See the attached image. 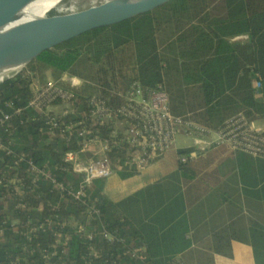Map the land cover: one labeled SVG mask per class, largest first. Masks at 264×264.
Returning a JSON list of instances; mask_svg holds the SVG:
<instances>
[{
	"label": "trees",
	"instance_id": "1",
	"mask_svg": "<svg viewBox=\"0 0 264 264\" xmlns=\"http://www.w3.org/2000/svg\"><path fill=\"white\" fill-rule=\"evenodd\" d=\"M245 33V42L229 40ZM33 61L59 78L68 73L81 79L75 90L81 109L69 118L84 116V102L93 95L113 107L122 104L138 80L161 84L174 115L218 129L242 113L261 120L264 132V0H169L61 42ZM25 68L0 84V111L12 114L0 130L11 151H0V264H216L217 255L232 254L234 243L248 246L256 264H264V158L224 145L195 155L171 148L144 170L169 161L168 170L180 180L174 193L146 181L113 197L106 192L109 176L94 179L73 198L60 186L76 188L81 176L65 152L78 151L87 138L74 136L68 144L39 111L13 113L36 89ZM128 154L126 148L109 153L112 175L125 181L143 171L124 164ZM181 155L192 158L183 162ZM227 157L235 159L236 170L224 182L220 167ZM38 169L55 180L37 176ZM224 183L228 191L217 193ZM215 202L223 205L220 213ZM44 253L54 255L45 259Z\"/></svg>",
	"mask_w": 264,
	"mask_h": 264
},
{
	"label": "built area",
	"instance_id": "2",
	"mask_svg": "<svg viewBox=\"0 0 264 264\" xmlns=\"http://www.w3.org/2000/svg\"><path fill=\"white\" fill-rule=\"evenodd\" d=\"M81 84L80 78L65 73L58 80L36 88L25 106L16 107L13 111L17 115L23 109L39 111L49 129L53 133L58 131L63 134L68 144L73 142L74 136L87 138L78 151L65 152V160L81 176V181L76 188L71 185L66 188L59 186L73 198H80L94 179H104L113 174L109 157L111 150L126 148L129 154L124 164L130 169L142 171L157 156L174 148L175 136L180 133L190 136L199 152L224 145L235 153L264 158V132L256 129L253 121L244 114L237 113L229 117L218 129L203 126L187 115H174L161 84L147 86L134 80L123 94V103L115 107L99 96H90L84 102V116L79 114L77 118H69L81 109L76 107L79 97L75 94ZM7 104L11 106L12 102ZM11 117V113L0 111V130ZM103 129L108 131L105 135ZM0 151L11 152L1 132ZM191 158V155L179 156L183 162ZM37 174L55 180L54 175L44 169H38ZM95 233L97 230L93 229L88 238L92 239ZM100 234L109 241L114 239L108 232L100 231ZM53 255L44 253V258L50 259ZM45 264L55 263L46 260ZM167 264L183 263L176 259Z\"/></svg>",
	"mask_w": 264,
	"mask_h": 264
},
{
	"label": "bare ground",
	"instance_id": "3",
	"mask_svg": "<svg viewBox=\"0 0 264 264\" xmlns=\"http://www.w3.org/2000/svg\"><path fill=\"white\" fill-rule=\"evenodd\" d=\"M155 1L158 0H35L13 42L12 53L19 51L24 61L55 36L67 37L90 25L117 20ZM1 48L9 49L4 40Z\"/></svg>",
	"mask_w": 264,
	"mask_h": 264
},
{
	"label": "rangeland",
	"instance_id": "4",
	"mask_svg": "<svg viewBox=\"0 0 264 264\" xmlns=\"http://www.w3.org/2000/svg\"><path fill=\"white\" fill-rule=\"evenodd\" d=\"M247 34V33H245ZM244 34L231 37L229 40L235 43H242L249 40L250 36L248 34L247 38L242 37ZM34 67V70L31 69ZM27 73L32 77L34 86L36 88L41 85L46 84L50 81H56L59 79L57 73L52 68L40 63L39 61H33L26 66ZM253 126L256 129H263V122L257 120L253 122ZM174 149L175 150H186L189 154L195 155L199 151L197 150L193 139L190 136L185 134H177L174 139ZM95 156V154L93 153ZM171 163L169 161L164 162L163 159L155 161L151 167L146 170H143L140 173H137L125 181L122 178H118L116 175L110 176L106 180V192L113 197H123L126 194L133 191L135 188L139 187L140 184L145 183L146 181L151 182L150 184L160 183L163 187V191L166 194H172L177 190V187L180 185L179 174L176 170H168ZM221 172L224 176H230L236 170V161L233 157H227L223 165L220 167ZM144 176H150L145 177ZM151 178L153 180H151ZM155 181V182H154ZM220 192V190H219ZM254 262L256 263V258L253 255Z\"/></svg>",
	"mask_w": 264,
	"mask_h": 264
},
{
	"label": "water",
	"instance_id": "5",
	"mask_svg": "<svg viewBox=\"0 0 264 264\" xmlns=\"http://www.w3.org/2000/svg\"><path fill=\"white\" fill-rule=\"evenodd\" d=\"M169 0H158L144 7L128 13L117 20L105 21L88 26L84 30L70 34L67 37L55 36L47 45H44L36 50L33 54L27 57L24 61L19 58V51L12 53L13 42L24 25L27 17L30 14L31 8L35 0H0V84L20 73L33 59L41 52L54 47L55 45L72 40L90 30L110 26L120 23L126 19L137 16L141 13L152 10L153 8L166 3ZM7 48H1V42ZM8 60V62H7Z\"/></svg>",
	"mask_w": 264,
	"mask_h": 264
},
{
	"label": "crops",
	"instance_id": "6",
	"mask_svg": "<svg viewBox=\"0 0 264 264\" xmlns=\"http://www.w3.org/2000/svg\"><path fill=\"white\" fill-rule=\"evenodd\" d=\"M232 174L230 176H225L224 182L226 180H229ZM145 177H148V176H144V178ZM226 185L227 184L224 183V187L220 189V192L228 191V188L226 187ZM220 192L217 191V193H220ZM222 206H223L222 204H217L216 202L214 203V208H215L214 210L216 211V213H220V209H222L221 208ZM201 220H202V217H201ZM218 222H221V221H218ZM215 263L216 264H256L254 262L253 252L251 251V249L248 246L242 245L240 243L233 244V251L230 256L226 257L223 255H217L215 257Z\"/></svg>",
	"mask_w": 264,
	"mask_h": 264
}]
</instances>
